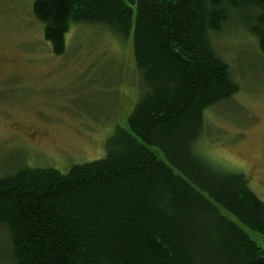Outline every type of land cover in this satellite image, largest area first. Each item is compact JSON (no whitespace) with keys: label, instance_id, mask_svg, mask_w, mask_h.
<instances>
[{"label":"trees","instance_id":"16d2710c","mask_svg":"<svg viewBox=\"0 0 264 264\" xmlns=\"http://www.w3.org/2000/svg\"><path fill=\"white\" fill-rule=\"evenodd\" d=\"M33 13L55 55L72 25L131 38L141 90L104 159L0 178L15 264H264L220 211L264 237V203L197 151L207 111L240 89L212 36L238 15L264 56V0H37Z\"/></svg>","mask_w":264,"mask_h":264},{"label":"rangeland","instance_id":"374dc122","mask_svg":"<svg viewBox=\"0 0 264 264\" xmlns=\"http://www.w3.org/2000/svg\"><path fill=\"white\" fill-rule=\"evenodd\" d=\"M37 0H0V178L22 167L56 169L104 159L118 129H128L141 90L132 39L102 26L72 25L66 51L55 55ZM235 15L212 36L239 92L207 111L197 151L214 165L244 174L264 203V56ZM45 133L35 143L21 135ZM263 251L264 237L227 211ZM9 232L0 228V264H15Z\"/></svg>","mask_w":264,"mask_h":264},{"label":"flooded vegetation","instance_id":"af4514ba","mask_svg":"<svg viewBox=\"0 0 264 264\" xmlns=\"http://www.w3.org/2000/svg\"><path fill=\"white\" fill-rule=\"evenodd\" d=\"M28 143H35L37 140L46 137L47 135L45 133H40L39 131H35L34 133H25L24 135H21Z\"/></svg>","mask_w":264,"mask_h":264}]
</instances>
